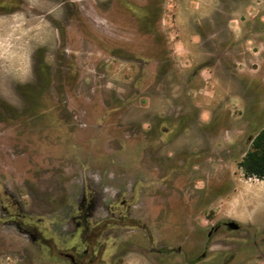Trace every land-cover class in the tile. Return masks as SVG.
Masks as SVG:
<instances>
[{"label": "rangeland", "instance_id": "374dc122", "mask_svg": "<svg viewBox=\"0 0 264 264\" xmlns=\"http://www.w3.org/2000/svg\"><path fill=\"white\" fill-rule=\"evenodd\" d=\"M262 127L264 0H0V264H264Z\"/></svg>", "mask_w": 264, "mask_h": 264}, {"label": "flooded vegetation", "instance_id": "af4514ba", "mask_svg": "<svg viewBox=\"0 0 264 264\" xmlns=\"http://www.w3.org/2000/svg\"><path fill=\"white\" fill-rule=\"evenodd\" d=\"M134 200H136V198L134 197L133 198ZM136 218H131L129 219L128 218V215L126 213H118L117 214V217L115 218V222L116 223H123L125 222L126 220L129 221L130 223L135 221ZM119 225V224H118ZM130 227H133V228H137L136 225H129ZM234 226H236V228H233ZM143 231L145 232V235L146 236V231H145V228H142ZM239 229V225L236 224L235 222L233 221H229V220H223V221H220V222H216V223H213L211 226H209L208 228V232L206 233V239H205V244L203 245L204 248H207L209 249L211 244L209 243L208 240L211 239V237L215 234H217L218 232L222 231V230H228V231H237ZM25 232H27L32 238L34 241L38 242L40 241V235L38 233H35L34 231L32 230H26ZM262 239L264 241V236H262ZM208 241V242H207ZM149 243V241H147ZM207 243V244H206ZM51 243H49L47 245V248L49 249L50 248V245ZM135 246L137 247H142V245L140 244H135ZM144 247V246H143ZM142 247V248H143ZM93 249L94 246L91 244L90 247H87V248H84L80 253H76V252H71V251H67V252H57V255L60 259H63V260H66L68 262V264H94V256H90L89 254V250ZM145 248V247H144ZM171 251H173L171 248H169ZM167 247H165L164 249H160L158 250L157 252L159 254H165L168 252L169 250ZM176 252H180V249L179 248H176ZM202 257H204V254L202 255Z\"/></svg>", "mask_w": 264, "mask_h": 264}, {"label": "trees", "instance_id": "16d2710c", "mask_svg": "<svg viewBox=\"0 0 264 264\" xmlns=\"http://www.w3.org/2000/svg\"><path fill=\"white\" fill-rule=\"evenodd\" d=\"M245 178L264 180V127L251 139L249 149L239 163Z\"/></svg>", "mask_w": 264, "mask_h": 264}, {"label": "crops", "instance_id": "0c3cea01", "mask_svg": "<svg viewBox=\"0 0 264 264\" xmlns=\"http://www.w3.org/2000/svg\"><path fill=\"white\" fill-rule=\"evenodd\" d=\"M225 98H228L230 103L235 102L237 100L242 102V99H243L242 95H240L239 93H236L232 89L225 92Z\"/></svg>", "mask_w": 264, "mask_h": 264}, {"label": "water", "instance_id": "95a60500", "mask_svg": "<svg viewBox=\"0 0 264 264\" xmlns=\"http://www.w3.org/2000/svg\"><path fill=\"white\" fill-rule=\"evenodd\" d=\"M233 228H236V226H234Z\"/></svg>", "mask_w": 264, "mask_h": 264}]
</instances>
